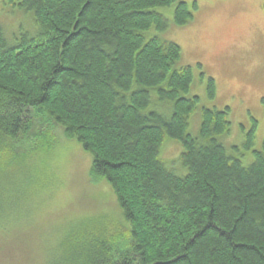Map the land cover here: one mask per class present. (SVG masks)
Masks as SVG:
<instances>
[{
    "label": "trees",
    "instance_id": "16d2710c",
    "mask_svg": "<svg viewBox=\"0 0 264 264\" xmlns=\"http://www.w3.org/2000/svg\"><path fill=\"white\" fill-rule=\"evenodd\" d=\"M6 2L30 12L35 29L10 41L0 26V163L50 151L59 125L90 154V180L109 184L122 214L121 224L75 222L55 246L60 259L43 264H264L257 121L233 151L220 140L230 132L228 106L201 107L190 133L199 103L192 67L179 65L181 47L160 36L168 20L157 9L176 2L173 22L183 25L189 4ZM206 92L215 98L213 77ZM167 139L181 146L170 161L160 154ZM240 148L252 151L251 163Z\"/></svg>",
    "mask_w": 264,
    "mask_h": 264
},
{
    "label": "rangeland",
    "instance_id": "374dc122",
    "mask_svg": "<svg viewBox=\"0 0 264 264\" xmlns=\"http://www.w3.org/2000/svg\"><path fill=\"white\" fill-rule=\"evenodd\" d=\"M184 1L193 17L183 25L173 22L176 2L157 10L168 20L160 36L181 47L179 65L192 67L190 94H196L199 103L190 117V133L198 132L201 107L228 106L230 132L220 138L225 147L233 151L230 146L241 144L255 119L254 149H260L264 138V0ZM0 26L10 41L23 30L35 29L30 12L6 0H0ZM207 77H213L216 84L213 99L207 96ZM52 134L50 151L0 163V264L60 259L56 244L83 218L105 216L122 222L109 184L90 180V154L76 140L66 138L61 126L54 124ZM180 149L177 140L167 139L160 154L170 161ZM242 151L243 164L251 163L252 151Z\"/></svg>",
    "mask_w": 264,
    "mask_h": 264
}]
</instances>
